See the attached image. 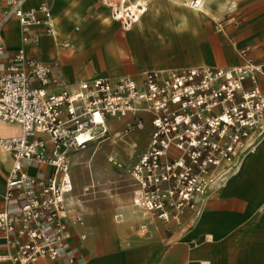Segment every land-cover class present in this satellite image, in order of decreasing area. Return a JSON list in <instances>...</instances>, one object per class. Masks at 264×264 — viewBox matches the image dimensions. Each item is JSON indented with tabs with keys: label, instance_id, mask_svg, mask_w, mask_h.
Here are the masks:
<instances>
[{
	"label": "built area",
	"instance_id": "1",
	"mask_svg": "<svg viewBox=\"0 0 264 264\" xmlns=\"http://www.w3.org/2000/svg\"><path fill=\"white\" fill-rule=\"evenodd\" d=\"M31 1L0 0V120L20 127L19 133L0 137V148L13 156L4 196L13 206L0 211V230L18 242L16 252L0 260L55 264L69 256L76 261L69 226L82 218L67 205L74 190L68 153L106 138L111 118L130 115L126 132L142 129L146 120L152 127L130 170L142 227L160 221L171 229L182 226L186 215L196 218L203 197L227 182L236 162L264 134V91L258 84L264 66L152 70L140 78L97 77L52 90L62 77L55 63L26 50L42 35L54 34L51 6ZM105 2L126 31L148 10L147 2ZM200 5L201 0L191 2L192 8ZM12 19L24 30L15 50L1 34ZM31 166L50 170L31 174ZM95 188L92 182L84 192Z\"/></svg>",
	"mask_w": 264,
	"mask_h": 264
},
{
	"label": "crops",
	"instance_id": "2",
	"mask_svg": "<svg viewBox=\"0 0 264 264\" xmlns=\"http://www.w3.org/2000/svg\"><path fill=\"white\" fill-rule=\"evenodd\" d=\"M47 1L51 6L54 34L42 35L38 45H28L26 50L30 55L55 63L62 77L52 90L73 87L81 81L97 77L112 80L123 76L140 78L144 72L152 70L194 66L232 67L247 63L264 66V0H208L209 17L189 15L184 22L179 19L173 21L162 15L147 17L149 4L156 5L155 0H130L147 2L148 10L143 15L146 17L145 29L135 28L137 23L128 31L122 28L120 22L113 20L111 9L105 0L96 10L92 9L95 2L93 0ZM31 2L35 3L36 0ZM174 10L181 11L178 7ZM92 16L100 18L104 30L87 32L92 27L88 23ZM110 20H113L112 24L109 23ZM117 23L120 25V34L117 33ZM110 27L115 28L110 31ZM23 32L19 22L12 19L1 34L6 46L15 50L22 45ZM138 34L143 40L139 46L140 51L135 52L138 60L135 61L126 42V35ZM166 36H191V42L185 46L187 49L181 60L169 66L148 54L149 49ZM146 37L148 42L144 40ZM66 42L69 45L65 47L63 44ZM118 43H122V49ZM208 47L211 58L203 57ZM85 54L89 55L86 63L81 69H77L76 61ZM121 54L137 63L138 66L134 67L133 72L120 75L118 70L109 68L117 63ZM104 66L108 67L103 68ZM258 81L264 91V75H260ZM246 85L251 86V83L247 81ZM125 119L120 127L114 123L115 120ZM130 120V115L119 119L111 118V134L118 137L122 133V127L128 125ZM6 127H11L15 132H2L0 137L20 132L17 124ZM151 129L150 122L146 120L142 129L134 130L126 139L128 145L134 144L133 155L138 149H141L140 153L146 149ZM140 138L142 141L138 144L136 139ZM263 138L264 134L243 156L254 154ZM125 147L116 149L123 152ZM114 149L107 154H111ZM3 152L0 153V211L13 206L4 199L13 156L9 152ZM257 158L259 161L256 170L249 171ZM132 159L123 161L114 171L121 172L122 167ZM102 164L113 170L109 166L114 165L106 162ZM43 169L50 170L33 166L27 170L31 174H37ZM125 180L127 185L132 181L133 189L128 191L119 184L112 198L107 195L97 199H87L89 196L80 198L82 196L74 193V184L67 203L82 218L81 222L69 226L70 246L76 261L71 262L69 256H64L55 264H264V145L260 146L253 159H248L240 173L229 177L223 186L213 187L208 191L202 199L200 214L196 218L186 215L182 226H173L171 229H167L160 221L148 228L142 227L143 218L133 204L136 186L132 177L127 175ZM82 235L86 236L84 240L81 239ZM17 243L14 235L0 230V257L15 253ZM0 264L13 263L0 260ZM37 264L54 263L42 259Z\"/></svg>",
	"mask_w": 264,
	"mask_h": 264
},
{
	"label": "rangeland",
	"instance_id": "3",
	"mask_svg": "<svg viewBox=\"0 0 264 264\" xmlns=\"http://www.w3.org/2000/svg\"><path fill=\"white\" fill-rule=\"evenodd\" d=\"M93 1H95L94 4L92 5V9H94V10H96V8L101 7L103 5V2H102L103 0H93ZM82 6H84V4ZM209 7H210V9H213L212 6H209ZM180 9H181L180 12H175V10H174L170 14H164V13L159 14V13L155 12V7H151L148 10L147 17H149L148 15H151V16L152 15L153 16L162 15L163 17L169 18L170 20L174 21L175 19H179L182 22L187 21L189 15L201 18L199 14H196L192 11L193 10L192 7H185L184 5H181ZM106 11H107L108 16L110 17L109 10L107 9ZM143 18H142V27L140 28V27L135 26V28H140L141 30L145 29L146 17L144 19ZM112 21L113 20L109 21V23ZM88 23L91 24V26H92L88 31L89 33L93 32V31H94L93 33H96V31L101 32L105 28L98 16H92L91 20ZM116 26H117V33L120 34V32H121L120 25L117 23ZM114 28L115 27H112V28L110 27V29H111L110 31L114 30ZM132 31H133V29L131 30V32ZM132 35H128V36L126 35V42H128V44H129L133 60L138 61L137 60V54H135V52L138 53L140 51L139 46H140L141 40H143V39H141L139 34L134 35V36H132ZM144 40H146V42L149 41V39L147 37L144 38ZM189 42H191V36H189V37H172V36L167 37L166 36L165 38L160 39L156 46L151 47L149 49L148 54L150 57L155 58L156 61L162 60L161 62L163 65L169 66L170 64H173L175 61L181 60V56L185 53L184 51L187 49V47H185V46H187L189 44ZM121 44L122 43H118V46H120ZM122 47H123V45H121L120 48L122 49ZM183 47H185V48H183ZM181 48H183V49H181ZM126 53L128 54L127 51H126ZM211 55H212L211 51L208 47V49L205 50L203 57H210L211 58ZM88 57H89V55H87V54H85L83 56L81 55L79 57V60L76 61L77 69H81L83 67V65H84V63H86ZM136 65H137V63H134V61H132L131 58L127 57L125 54H121V58H119L117 63L113 64V66L110 65L109 68L113 67V69L118 70L120 72V75H123L125 73L133 72L134 67L138 66V65L137 66ZM107 67L108 66H104L103 68H107ZM125 121H126V119L122 120V121L115 120L114 123L117 127H120L121 125H123L125 123ZM127 127H128V125L122 127L123 130H122L121 138L117 137V136H116L117 138H115L111 134V130L109 128V134L106 138L101 139V140H95V141L91 142L84 149L69 151L68 158L70 160L72 178H73V181L75 184L74 193L78 196H82L80 198H84V196L85 197L89 196V197H87V199H97V198H100L102 195H105V196L107 195V196H109V198H112L114 196L115 192L117 191L119 184H122L125 187V189H127L128 191L129 190L131 191L133 189V187H131L132 181H131V184L129 183L127 185L125 177L127 175L131 177L130 170H131L133 164L135 163V161L137 159V155L140 153L141 149L137 150V152L134 154L135 156L133 155L134 157L133 156L129 157L125 151L119 152L116 149H114L115 147H121L123 149L124 146L128 145L127 144L128 141L126 139L129 138V136L131 135V133L134 130H130L129 132H126ZM15 129H17V127ZM2 132L14 133L15 131L12 130L11 127H4L3 126V127H0V134ZM141 141H142L141 138L136 139V142L138 144H140ZM263 145H264V140L262 139V141L260 142V144L257 147L256 152L254 154H249L247 156L245 155L240 160H238V162H240L242 159H244L243 160L244 165L242 166V169L245 167V164L248 161V159H250V158L253 159L256 156V153L258 152V150L260 149V146L262 147ZM112 149H114V151L111 154H107V153H110V151ZM102 154H104L106 157L103 156ZM111 155H116L117 157L121 158L122 162L126 161L129 158L132 159V157H133V159L130 163H128L127 165H124L122 167V171L119 172V171H114L119 166L114 165L112 162L109 161V156H111ZM85 160H87V161H85ZM258 161L259 160L257 158V160L255 162H253V165L248 170L249 171H255L256 165L258 164ZM102 162H106V163L114 165L113 167L109 166L113 170H110L107 167V165L102 164ZM76 169H77V172L75 171ZM242 169H241V171H242ZM92 182H94L96 185V188L93 190L95 192L92 191V193L84 195L85 194V192H84L85 187L89 186ZM90 196H92V197H90ZM131 196H132V193L130 194V201H131ZM68 197H67V202H68ZM131 204H132V201H131ZM67 205H68V203H67Z\"/></svg>",
	"mask_w": 264,
	"mask_h": 264
},
{
	"label": "bare ground",
	"instance_id": "4",
	"mask_svg": "<svg viewBox=\"0 0 264 264\" xmlns=\"http://www.w3.org/2000/svg\"><path fill=\"white\" fill-rule=\"evenodd\" d=\"M140 2L143 3L142 1H140ZM155 2H156V5L152 4L150 1L151 4H149V8L155 7V12L159 13V14H163V13L164 14H170L174 11L175 7L181 8V5H184L185 7H191L192 0H155ZM192 9H193L192 11L196 14H199L201 18H207L210 16V11L208 9V0H201L200 7L199 8H192ZM51 21H52V19H51ZM112 22H110V23L112 24ZM136 27H140V28L142 27V18L139 19ZM88 31L89 30H87V32ZM56 32H58L57 29H56ZM14 125H16V124L13 122H5L3 120H0V126H4V127L12 126V127H14ZM109 128H110V126H109ZM121 135H122V133L118 137L121 138ZM263 140H264V138H263ZM116 148L117 147H115V149ZM2 150L3 149L0 148V153H4L3 151H5V150H3V151ZM134 150H135V148H134V144H133V145L126 146L123 151H125L127 153V155L129 157H131L133 155ZM60 151H61V154L65 153L66 152V145H61ZM5 152L8 153V151H5ZM243 160L244 159H242L240 162L237 161L238 163L236 162L237 164H235V167L233 169L234 171L230 174V177L235 175V174H238L241 171L242 166L244 165ZM109 161L112 162L114 165H118V166L122 165V159L117 157L116 155L109 156Z\"/></svg>",
	"mask_w": 264,
	"mask_h": 264
}]
</instances>
